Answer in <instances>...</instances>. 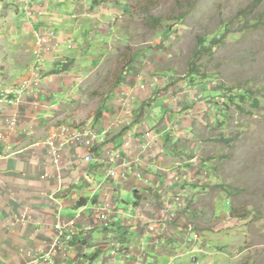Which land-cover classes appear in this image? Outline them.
I'll return each instance as SVG.
<instances>
[{
	"label": "rangeland",
	"instance_id": "1",
	"mask_svg": "<svg viewBox=\"0 0 264 264\" xmlns=\"http://www.w3.org/2000/svg\"><path fill=\"white\" fill-rule=\"evenodd\" d=\"M93 2L0 0V84L36 79L25 100L56 130L97 133L127 162L116 180L142 182L158 224L180 232L163 254L264 264V0ZM46 36L59 47L35 54Z\"/></svg>",
	"mask_w": 264,
	"mask_h": 264
},
{
	"label": "crops",
	"instance_id": "2",
	"mask_svg": "<svg viewBox=\"0 0 264 264\" xmlns=\"http://www.w3.org/2000/svg\"><path fill=\"white\" fill-rule=\"evenodd\" d=\"M25 99L18 106L0 107V264H31L50 251L52 264H184L187 249L161 251L183 243L169 240L170 246H164L163 235L174 232L166 223L158 224L165 211L161 207L163 212L154 213L146 205L145 191L137 186L142 182L110 179L108 166L86 162L87 152L74 146L66 148L57 168L46 146L56 131L49 121L52 112ZM133 131L122 133L117 146L134 139ZM93 155H107L101 141ZM127 165L118 163L124 169ZM125 191L135 192L133 205L122 197ZM157 214L162 219L154 218ZM153 221L157 224L145 228Z\"/></svg>",
	"mask_w": 264,
	"mask_h": 264
},
{
	"label": "built area",
	"instance_id": "3",
	"mask_svg": "<svg viewBox=\"0 0 264 264\" xmlns=\"http://www.w3.org/2000/svg\"><path fill=\"white\" fill-rule=\"evenodd\" d=\"M54 33H56L54 31ZM48 36L46 37H38L36 42L37 50L35 47L34 53L38 54L40 47L44 49L45 55L47 53L53 52L57 47H59L58 43L50 44L47 42ZM2 72L0 71V81L2 80ZM39 85V82L36 79L30 78L28 80H23L17 86L11 87H2L0 84V107H14L18 106L23 100L30 94L28 91L32 87H36ZM12 126L15 125V122L11 123ZM100 136L97 133H91L86 130L81 129H73L70 130L68 128L62 127L54 131L48 138L46 142L47 150L49 155L52 157L54 164L57 168H60L62 164L63 154L66 148L70 146H74L75 148L83 149L87 152L85 157L86 162H95L99 165L108 166L107 168V176L111 179H117L122 176L123 178H127L129 175V171L122 170L118 165H115L114 155L110 152H107L106 156H102L96 158L93 155L94 149L100 143ZM106 208L103 210L105 212ZM172 217L175 218V212L171 213ZM101 221L104 222L106 226L109 225L107 221V216L105 213L100 215ZM150 231H155L153 227H150ZM71 239H68L70 241ZM120 251L117 248V252ZM31 264H52V252H47L42 255H38L35 257Z\"/></svg>",
	"mask_w": 264,
	"mask_h": 264
},
{
	"label": "trees",
	"instance_id": "4",
	"mask_svg": "<svg viewBox=\"0 0 264 264\" xmlns=\"http://www.w3.org/2000/svg\"><path fill=\"white\" fill-rule=\"evenodd\" d=\"M101 4V0H94V2L92 3V8H96L98 7L99 5ZM151 19L154 21V22H158L157 19H154L153 17H151ZM202 40V39H199V41ZM203 42V40H202ZM213 44V43H212ZM213 46V45H212ZM71 66V62L70 63H64L63 66H62V69L60 70L61 72H66L69 67ZM257 103L256 101H254V104ZM175 150L178 149V146H175L174 147Z\"/></svg>",
	"mask_w": 264,
	"mask_h": 264
}]
</instances>
